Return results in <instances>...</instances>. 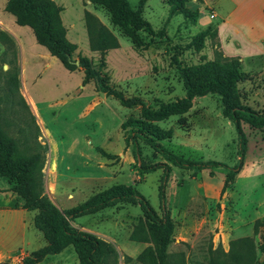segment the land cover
Listing matches in <instances>:
<instances>
[{
	"label": "rangeland",
	"instance_id": "1",
	"mask_svg": "<svg viewBox=\"0 0 264 264\" xmlns=\"http://www.w3.org/2000/svg\"><path fill=\"white\" fill-rule=\"evenodd\" d=\"M55 1L63 7L68 39L77 44L74 57L79 52L95 63L100 58L89 44L85 11L115 36L118 44L106 50L103 70L125 95L139 96L152 108L177 100L185 96L178 63L195 64L221 53L239 62L242 104L264 111V0H186L197 11L195 19L182 12L169 14L168 0H146L142 15L154 31H138L142 46L134 45L101 4ZM128 1L136 8L140 0ZM5 4L0 0V129L21 154L34 158L44 193L60 210L114 183L132 184L160 215L163 208L169 210L174 228L166 247L168 264H254L264 259V127L242 120L243 164L221 192L228 168L238 162L239 140L222 113L220 95L194 96L186 111L155 121L172 130L160 142L174 152L219 162L205 164L196 177L194 168L172 164L139 139L145 163L170 165L162 196L163 166L142 174L131 146L125 145L127 131L121 123L145 117L141 105H122L97 90L93 80L83 84L82 68L67 69L37 41L29 25L16 22ZM201 31V46H189ZM246 53L256 60L252 68L242 61ZM11 186L0 175V264H19L45 242L33 223L36 210L26 208ZM141 214L139 204L126 203L77 216L71 224L115 246L118 255L106 257L105 264H142L137 255L152 242L130 238ZM77 263L70 244L35 264Z\"/></svg>",
	"mask_w": 264,
	"mask_h": 264
},
{
	"label": "trees",
	"instance_id": "2",
	"mask_svg": "<svg viewBox=\"0 0 264 264\" xmlns=\"http://www.w3.org/2000/svg\"><path fill=\"white\" fill-rule=\"evenodd\" d=\"M91 1L104 6L110 12L112 22L118 25L136 46L144 45L138 33L140 29L151 33L154 31L150 22L142 15V6L146 0H140L136 8L128 0ZM168 2L170 4L169 14L182 12L192 19L197 17V11L188 7L186 0H168ZM5 9L15 16L17 23L29 25L37 41L56 56L67 69L82 68L83 84L93 80L97 90L112 95L122 105L130 107L141 105L146 114L145 117H132L121 123L122 128L127 131L124 137L125 145L131 146L142 174L163 166L162 183L160 184L162 196L170 165L166 162L145 163L139 139L145 141L172 164L194 168L192 174L197 177V172L205 164H218L219 162L192 160L174 152L160 142L162 139L170 138L172 130L161 127L155 121L173 113L186 111L194 96L205 95L209 92L219 94L222 113L234 124L239 140L238 162L228 168L221 192L233 181L235 174L243 164L245 154L246 136L242 128V120L253 127H264V111L259 112L241 102L237 83L243 74L236 59H227L218 53L213 59L199 63L190 65L178 63L177 67L183 80L185 96L174 101L160 102L158 107L152 108L139 96H127L110 83L109 74L103 70L105 54L108 48L117 46L118 43L115 36L95 15L89 11H85L84 14L90 47L100 52L97 63L91 57L79 52L76 57L73 56L77 44L68 39L67 28L61 18L63 7L55 0H6ZM203 37L204 32L201 31L192 37L188 45L201 46ZM173 59L177 61V56L173 55ZM104 155L107 154L104 153ZM34 166V158L21 154L16 149L15 142L6 137L0 129V175L5 176L12 183L11 189L24 199L26 208L36 210L33 222L45 239V244L25 256L19 264H35L48 254L59 253L70 244L77 254V264H105L106 257L118 255L115 246L93 232L75 227L71 221L83 214L94 213L110 206L122 207L126 203L139 204L142 209V214L130 238L152 242L137 255L138 260L142 264H168L166 247L172 240L174 228L169 210L163 208L162 215H160L134 185L123 182L114 183L90 195L82 202L60 210L44 193L41 172ZM138 230L142 231L144 236H140ZM254 264H264V259Z\"/></svg>",
	"mask_w": 264,
	"mask_h": 264
},
{
	"label": "crops",
	"instance_id": "3",
	"mask_svg": "<svg viewBox=\"0 0 264 264\" xmlns=\"http://www.w3.org/2000/svg\"><path fill=\"white\" fill-rule=\"evenodd\" d=\"M246 57L249 58V60L245 59ZM243 59H244V61H243ZM242 61L244 62L245 67L248 69V68H252V66L254 65V62H255L256 60H255L253 54H248V53H246V55L243 56ZM33 223H34V222H33ZM25 227H26V226H25V224H24V222H23V225H22L23 234H25ZM44 240H45V239H44ZM29 242L32 243L31 240H29ZM44 244H45V242H44ZM42 245H43V244H42ZM48 255H52V254H48Z\"/></svg>",
	"mask_w": 264,
	"mask_h": 264
}]
</instances>
